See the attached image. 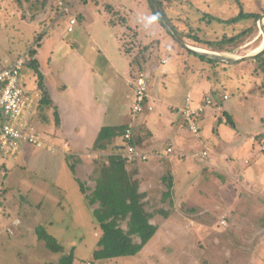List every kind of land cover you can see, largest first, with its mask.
<instances>
[{"label": "crops", "instance_id": "1", "mask_svg": "<svg viewBox=\"0 0 264 264\" xmlns=\"http://www.w3.org/2000/svg\"><path fill=\"white\" fill-rule=\"evenodd\" d=\"M74 1L68 13H63L61 10L56 17L51 14L53 25L46 26L45 32L38 35V38L43 37L35 56L37 72L36 69L27 67L23 74L24 84L28 90L39 95L31 123L39 138L46 144L43 149L52 156L62 155L65 166L67 165L77 180L84 177L80 174L85 175L87 163H91L86 156L98 157L92 175L96 179L95 174L100 171L98 170L100 164H108L110 156L118 152L123 154L125 151L123 134L112 139L110 137L106 141L105 149H95L94 146L102 129L134 127V131L140 136L139 150L148 156V160L138 162L134 166L128 164L126 169L132 174L133 180L138 182L139 191L144 195L143 202L148 211L156 214L153 218H158L159 215L167 218L169 215L156 211L162 209L160 203L167 205L171 201V204H174V200H177L182 209V213H177L182 215V218L186 216L196 218L208 214L206 210L201 212L196 207V202L191 205L194 201L191 194L193 189L190 186L195 184V178L202 179L208 168L216 167L217 163L210 160L213 149L224 156L218 146L224 144V135H227L228 131L225 128L216 129V124L226 126L234 124V118L226 106L229 98L223 99L228 95L213 86L214 81L208 76V83L202 84V71L204 68H211V65L203 63L206 66L202 67L203 64L199 59L186 54L178 44H176L177 48L175 46L170 50L172 37L150 7L151 0ZM194 2L195 0H165L164 9L169 22H178L183 29L182 22L189 18V23L200 25L204 21L201 17L202 11L209 5L206 0ZM35 14L36 19L32 17L30 20L32 24L38 19L39 13ZM74 17L77 19V24L73 27V31L69 32L70 20ZM4 25L1 17L0 28ZM70 36L73 39H69ZM166 48L171 53L162 57L159 51ZM25 53L24 50L10 58L1 57L0 68L10 66ZM140 53L142 55L139 56ZM171 55L178 60L176 64H171L169 59ZM138 70L147 76L149 90L145 111L134 116L133 84ZM39 76H42V79ZM40 81L43 86H40ZM209 83L212 85H208ZM177 84L198 86L199 90L181 94L178 101L171 100L168 94L167 96L157 94L158 89L161 88L166 93L170 88L176 90ZM159 85L162 87L160 88ZM202 85L206 87L202 88ZM53 91L57 94L55 95ZM213 91L218 92L216 97L221 98L224 111L233 122L223 123L219 111L208 108L200 118V137H196L186 129L183 118L172 111L184 107L188 98L192 107H198L206 96H212ZM210 129L216 133L218 140L213 144H210V141L206 142L200 150L199 143L203 139L204 131ZM262 144L264 145V142ZM169 148L173 149L172 153L168 152ZM263 148L264 146L261 151H264ZM19 152L13 157L4 156L0 152V156L16 159ZM204 152L207 153L205 158L202 156ZM103 156L105 158H102ZM223 156L219 158L220 161L223 160ZM57 157L55 158L59 161ZM71 159L75 161H69ZM189 159L193 162H189ZM198 163L204 167L202 173L194 167ZM10 168L11 166L4 162L0 166V173L8 175ZM191 172L197 173L194 179L191 178ZM85 177L87 179V175ZM215 177L217 180L213 179L214 183L209 181L210 185H213L210 187L214 194H221V198L229 206L219 214L218 218H221V222L218 220L217 232L202 229L198 225V228L202 229V239L206 240L208 247L205 249L201 246L199 243L202 239H198L202 251L200 260L195 264H264V243L249 240V235L240 236L243 231L238 229L237 222L232 226L231 231L226 230L230 226L229 221H233L231 218H235L238 211L231 207L232 200L238 201L236 198L240 194L241 198L245 197V192L254 194L253 187L246 186L247 181H242L241 184L236 180L238 185L229 183L220 171ZM217 181L218 184H215ZM178 184L182 187H177ZM201 192L203 193L202 190ZM257 197L262 199L260 201H264V189L257 194ZM0 209V215L11 219L6 214V208ZM2 209L5 214H1ZM262 212L263 208L258 209L255 215L262 217ZM17 220H13L10 229L8 228L11 230L8 231L11 235L19 233V228L12 227L19 225L16 223ZM205 235L209 238L206 239ZM7 236L9 237V234ZM210 238L216 241L212 242ZM228 242L231 244L227 245Z\"/></svg>", "mask_w": 264, "mask_h": 264}, {"label": "rangeland", "instance_id": "2", "mask_svg": "<svg viewBox=\"0 0 264 264\" xmlns=\"http://www.w3.org/2000/svg\"><path fill=\"white\" fill-rule=\"evenodd\" d=\"M50 1L52 3L45 5L42 11L39 4L36 6L34 4L28 8H34V11L27 9L28 12L26 10L25 18H23V12L16 0H0V18L2 17V23L5 24L0 28V58H10L12 55L15 56L17 52L24 50L26 52L24 55L28 54L29 48L35 44L38 35L45 32L46 26L51 27L53 25L54 21L51 20L50 14L56 17L61 11L56 6L55 0H47L48 3ZM206 1L209 6L202 11L203 15L201 16L204 21L195 27H199L203 33L207 32L209 38L215 39L223 34L228 36L241 34L242 31L253 28V33L248 36L245 35L246 37H243L237 48L219 53L231 58H241L255 53V50L261 47L264 42V34L259 22L255 24L243 13H264V0ZM195 2H199V0H195ZM36 8L39 15L37 16L38 19L34 21L35 24H32L30 19H32V14ZM51 8H53L52 12ZM230 21L232 23H229ZM175 24L179 26L177 27L179 32L186 33L188 31V29L182 31L183 29L178 22ZM34 25L38 26L35 27ZM38 29L39 31H37ZM35 31L37 32L34 34ZM178 37L180 38L179 35ZM69 39H73L72 36ZM171 44L170 50L176 46V41L173 38ZM163 50L159 51L162 57L171 53L167 48ZM141 53L139 56L142 55ZM169 59L171 64H176L178 61L174 55L169 56ZM180 61L182 62V60ZM201 63L204 62L201 61ZM223 64L217 68H215L216 66H211L209 69L204 68L202 84L208 83V76V78L213 79V86L228 95L229 100L226 102V106L234 118V124L228 126L216 124V129L225 128L228 131L227 135H224V144L218 146L219 151L224 153V156L214 151L213 146H211L213 151L210 160L217 163L216 167L208 168L204 177L202 179L195 178V184L190 186L193 189L191 194L192 201H194L191 205L196 202V207L201 212L206 210L208 214L205 213L206 215L196 218H188L189 216L182 218V215L177 214L182 213L177 200L173 201L174 204H171V201L167 205L160 203L159 206L169 212V216L165 218L159 215L158 218L153 219V222L159 226V230L140 254L136 257L121 258L120 260L94 262L93 252L97 249L102 230L93 216V211L98 208V205L91 207L86 196L92 194L96 186L95 181L100 176L96 169V179L95 176L92 177L95 161L98 157L91 158L89 156L88 158L86 156V159L90 160L91 163H87L85 175L80 174L84 177L79 179L88 189L84 195L80 183L76 180L77 178L75 179L73 172L67 168V165L65 166L62 155L59 156L60 158L52 156L43 148L27 144L22 146L16 159L0 156V166L4 162L11 166L8 175L0 173V208H6V214L11 218L6 219L0 215V264H58L60 255L50 252L36 236L35 230L39 225L44 226L49 234L66 248L67 252L71 249L75 250V264H195L201 258L202 250L199 244L205 249L208 247L206 240L202 239V229L217 232L218 223L221 222V218H218L219 214L229 206L221 198L222 195L214 194L210 187L213 185H210L209 181L214 183L213 179L217 180L215 175L218 171L224 174L227 182L238 185L236 180L241 184L242 181H247L248 184L245 185H250L255 191L254 194L245 192L246 196L243 198L240 194L236 198L238 201L232 200L231 207L238 211L235 218H231L233 221H229L230 226L226 230L231 231L232 226L237 222L239 224L238 229L243 231L240 232V236L249 235V240L260 241L259 243L263 244L264 201H260L262 199L257 197V194L264 189V151H261L264 146L262 144L264 142V88L260 92V85L264 84V79L255 74L253 68L248 64L238 66H235L236 63ZM196 67L198 66L196 65ZM139 77L146 78L147 76L138 70L134 79L137 80ZM208 85L212 84L209 83ZM159 87L162 86L159 85ZM176 87V90L170 88L167 93L162 88L158 89L157 94L161 93L165 96L168 94L171 100L178 101L181 94H189L199 90L198 86L192 85L182 84V86H178L177 84ZM204 87L206 85H202V88ZM55 90L57 91V88ZM253 90H256L255 94ZM53 93L57 94L55 91ZM221 106L223 107L224 103ZM218 113L222 122L225 123L227 117L224 116V108L222 112ZM213 119L217 122L215 118ZM215 134L212 129L205 130L203 139L201 142L199 141V149L201 150L206 142L209 143L210 141V144L216 142L218 138ZM253 136L255 137L253 138ZM222 156L223 160L220 161L219 158ZM69 161L74 162L75 159ZM129 165L134 166L135 164ZM100 166L98 170H100ZM194 167L198 168L199 172H203L202 164H195ZM195 175L197 173L191 172V178L194 179ZM215 184H218V181ZM208 185L209 188H207ZM177 187L182 186L178 184ZM204 189L207 190L204 191ZM257 200L259 201L256 203ZM261 208H263L262 217H259L255 214ZM3 210L1 214H5ZM15 219H18L19 225L12 227L19 228V233L11 235L9 233L11 230L8 228L10 229V224ZM198 225L202 229L198 228ZM205 238L207 239L209 236L205 235ZM198 239H202L199 244ZM211 241H216V239H211ZM229 244L231 242L227 243V245Z\"/></svg>", "mask_w": 264, "mask_h": 264}, {"label": "trees", "instance_id": "3", "mask_svg": "<svg viewBox=\"0 0 264 264\" xmlns=\"http://www.w3.org/2000/svg\"><path fill=\"white\" fill-rule=\"evenodd\" d=\"M16 1L19 8L23 12V18H25L24 13H26V10L34 6V4L35 6L39 4L42 11L45 5L52 3L51 1L48 3L47 0ZM156 1L173 32L176 33V35H179L180 39H182L186 44L193 47L203 48L214 52H224L237 48L241 44V40L245 35L248 36L253 33V28H250L247 31H242L241 34H232L231 36L223 34L221 37L217 36L215 39H211L207 36V32L203 33L199 27H195V24L189 23V18L182 22L184 26L182 31L185 29H188V31L186 33H181L177 29L178 25L175 24L177 25L175 26L174 23L171 24L166 17L164 9L165 0ZM150 7L156 14L152 2H150ZM33 9L34 8L28 10L34 11ZM52 10L53 8H51V12ZM35 13H39L37 8L32 14L33 18H36ZM59 13L60 11L58 14ZM243 14L257 24L264 13ZM206 16L209 15L206 14ZM229 23L232 22L230 21ZM42 37L43 36H40L39 38L37 37L35 44L28 50V68L30 67L34 70L36 69L35 56L37 54V46H40ZM183 51L190 56L196 57L204 63L210 64L212 67L216 66L215 68H217V66L219 67L224 65L216 60L208 59L185 50ZM242 62V64H248L252 67L255 74L262 76L264 79V52L254 59ZM241 63H236L235 66ZM39 77L42 79V76ZM40 86H43L42 81H40ZM263 88L264 84L260 85V92ZM253 92L255 94L256 90H253ZM217 94V91L212 92V96L216 98L218 104L222 105L223 101L220 97H216ZM213 108L216 110L215 107ZM224 116L227 117L228 123L233 122L226 111ZM127 128L128 126L125 128L102 129L94 148L105 149L107 147L106 141L110 137L112 139L113 137H117L122 134L124 136ZM132 131L133 138L131 144L140 149V136L136 134L134 127H132ZM128 164L127 160L121 154L110 156L108 164H103L102 167H100V176L96 180L95 189L92 191L91 195L86 196L88 204L91 207L98 205V208L93 211V216L102 230V234L97 243V249L93 252L94 262H105L121 258L136 257L152 241L159 230V226L153 222V216L156 214L148 211L146 204L143 202L144 195L139 191L138 182L133 180L132 174L126 169ZM72 169L74 170L73 166ZM77 181L80 183L82 193L86 195L88 191L87 186L79 180ZM156 212H162L163 214H167V216L169 215V212L163 208ZM35 232L38 240L44 243L45 247L50 252L60 255L58 264H75L76 256L74 249L67 252L66 248L54 236L50 235L47 229L42 225L37 226Z\"/></svg>", "mask_w": 264, "mask_h": 264}, {"label": "built area", "instance_id": "4", "mask_svg": "<svg viewBox=\"0 0 264 264\" xmlns=\"http://www.w3.org/2000/svg\"><path fill=\"white\" fill-rule=\"evenodd\" d=\"M56 6L63 13H68L74 5V0H55ZM77 24L74 17L70 20L69 32ZM29 59L27 55L20 56L8 67L0 68V152L4 156H15L23 144H30L37 148H45L46 144L39 138L31 123L34 107L39 95L32 93L24 84L23 74ZM135 102L132 113L137 116L145 111L148 100V82L145 77H139L134 82ZM224 100L228 96L223 97ZM215 107L222 112L223 107L213 96H206L198 107H192L190 98L184 107L173 110L174 114L183 118L186 129L196 137H200V118L208 108ZM152 109V108H150ZM228 120L225 119V124ZM133 138L132 127L128 126L123 136L125 142L124 153L121 154L129 164L147 161L148 156L131 144ZM48 149H51L48 147ZM173 152L172 148L168 149ZM204 158L207 153L202 155ZM1 212V209H0ZM19 224L18 222H16Z\"/></svg>", "mask_w": 264, "mask_h": 264}, {"label": "water", "instance_id": "5", "mask_svg": "<svg viewBox=\"0 0 264 264\" xmlns=\"http://www.w3.org/2000/svg\"><path fill=\"white\" fill-rule=\"evenodd\" d=\"M153 7L155 9V12L161 22V24L164 26V28L166 29V31L170 34V36L176 41V43L181 46L184 50L197 54L199 56H203L206 57L208 59H212V60H216L218 62L221 63H228V64H235L237 62L243 61V60H249V59H254L256 58L258 55H260L261 53L264 52V45L261 46V48H259V50L253 54L241 57V58H231L229 56H226L223 53H219V52H212V51H207V50H203V49H197L195 47H192L188 44H186L182 39H180L178 37V35H176V33L173 32V30L170 28V26L168 25L158 3L156 0H151ZM259 24H260V28L262 33L264 34V15L260 18L259 20ZM264 44V43H263Z\"/></svg>", "mask_w": 264, "mask_h": 264}, {"label": "bare ground", "instance_id": "6", "mask_svg": "<svg viewBox=\"0 0 264 264\" xmlns=\"http://www.w3.org/2000/svg\"><path fill=\"white\" fill-rule=\"evenodd\" d=\"M264 43V42H263ZM262 43V45L261 46H263L264 44ZM196 48V47H195ZM261 48V47H260ZM197 49H199V48H197ZM259 50V48L258 49H256L255 50V52H257ZM227 56V55H226Z\"/></svg>", "mask_w": 264, "mask_h": 264}]
</instances>
